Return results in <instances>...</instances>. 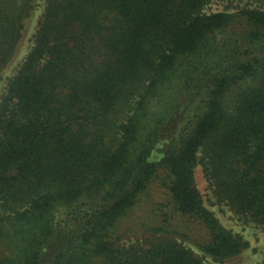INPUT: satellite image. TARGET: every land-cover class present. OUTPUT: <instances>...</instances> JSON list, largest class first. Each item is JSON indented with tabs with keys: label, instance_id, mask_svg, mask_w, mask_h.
<instances>
[{
	"label": "trees",
	"instance_id": "trees-1",
	"mask_svg": "<svg viewBox=\"0 0 264 264\" xmlns=\"http://www.w3.org/2000/svg\"><path fill=\"white\" fill-rule=\"evenodd\" d=\"M213 1L230 0H46L0 100V264H224L247 248L195 170L264 227V0ZM33 7L0 0V76ZM144 202L152 222L124 243Z\"/></svg>",
	"mask_w": 264,
	"mask_h": 264
},
{
	"label": "rangeland",
	"instance_id": "rangeland-1",
	"mask_svg": "<svg viewBox=\"0 0 264 264\" xmlns=\"http://www.w3.org/2000/svg\"><path fill=\"white\" fill-rule=\"evenodd\" d=\"M34 7L26 18L24 23L23 35L17 46V49L8 62L7 66L0 76V100L4 95L8 82L13 77L20 66L22 65L25 57L31 51L34 45L35 35L38 29L39 21L41 19L46 0H33ZM248 4L247 0H230V1H213L206 7V12L215 11H236L240 7ZM195 180L198 188L200 189L204 203L208 209H210L218 217L224 226L232 229L235 233L241 235L247 242V248L237 257L226 260L224 264H264V227L244 219L235 214L230 207L224 202L218 201L214 195L210 183L204 174L201 165H198L195 170ZM153 195L150 198L153 201L165 198L159 190L152 191ZM151 204L144 202L135 209L128 217L124 218L120 224L121 228H129L131 231H137L136 234L123 237L124 243L133 241L137 238L143 240L141 232L139 231V225L142 222L150 224L152 222L150 217ZM185 242V241H184ZM188 246H191L196 253H198L205 263L211 261L209 256H205L197 247L191 242H185ZM0 245V252L2 251Z\"/></svg>",
	"mask_w": 264,
	"mask_h": 264
}]
</instances>
